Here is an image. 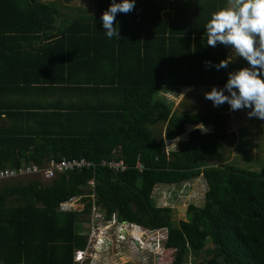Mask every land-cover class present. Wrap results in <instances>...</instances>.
<instances>
[{
	"label": "trees",
	"instance_id": "16d2710c",
	"mask_svg": "<svg viewBox=\"0 0 264 264\" xmlns=\"http://www.w3.org/2000/svg\"><path fill=\"white\" fill-rule=\"evenodd\" d=\"M59 1L74 0H0V170L50 159L97 166L46 186L0 181V264H79L75 255L88 246L81 214L61 211L75 198L85 215L97 206L109 222L164 229L173 264L189 247L203 250L207 239L211 247L198 264H264V172L203 165L226 139L223 112L176 114L159 96L171 88H224L228 70L216 65L231 48L208 46L204 25L227 0H135L133 11L116 15L119 37L112 38L101 19L112 0H91L94 14L64 21ZM55 95L62 98L35 101ZM157 122L166 125L163 139L150 128ZM198 125L212 131L194 129L166 152L164 140ZM102 161L127 169L115 172ZM200 176L206 191L201 205L187 208V220L174 223L170 208L155 206V187Z\"/></svg>",
	"mask_w": 264,
	"mask_h": 264
},
{
	"label": "rangeland",
	"instance_id": "374dc122",
	"mask_svg": "<svg viewBox=\"0 0 264 264\" xmlns=\"http://www.w3.org/2000/svg\"><path fill=\"white\" fill-rule=\"evenodd\" d=\"M60 10L62 15L94 14L96 6L91 0H74L69 4L63 3ZM229 57L231 58L227 67L228 78L229 73L249 67L245 59L233 54V50ZM261 78H264V74ZM211 90L210 87L182 88L175 92L161 93V96L170 103V111L176 114L190 113L203 116L212 112H223L221 114L227 123L226 139L220 145L216 157L205 159L203 165L230 164L240 169L264 172V120L248 118L247 113L250 109L247 108L232 111L228 103L218 107L214 106L212 101L205 98V93ZM225 95H230V93L225 92ZM150 128L157 138H165V124L157 122ZM198 128L203 133L212 130L211 127L198 126ZM192 129V126H187L186 131L178 137V141L164 140L165 148L168 147L166 150H176L179 142H186L188 140L187 133ZM30 180H37L44 186L50 183L42 175L12 179L7 182L24 184ZM3 183L0 182V186ZM89 191L87 189V193ZM205 191L206 184L200 176L174 186H157L152 197L156 207L171 209V221L177 223L187 220V208L190 205H201ZM84 208L85 204L82 202V198H75L71 202L63 204L61 208L62 212L74 211L81 214L78 228L79 232L87 237L88 246L85 251L76 253L75 260L79 264H173L172 252L166 250L162 244L166 237L164 229L147 230L138 225L120 222L117 218L109 222L99 207L95 206L94 208L93 206L90 213L86 215L83 214ZM210 247L209 239L201 251L189 247L180 264H198L200 259H205V250H209Z\"/></svg>",
	"mask_w": 264,
	"mask_h": 264
},
{
	"label": "clouds",
	"instance_id": "9594fccd",
	"mask_svg": "<svg viewBox=\"0 0 264 264\" xmlns=\"http://www.w3.org/2000/svg\"><path fill=\"white\" fill-rule=\"evenodd\" d=\"M134 8L135 0L121 3L112 0L101 17L108 38L119 37V30L114 27L116 15L127 14ZM204 27L208 46L216 47L219 43L230 47L235 56L249 64L229 73L224 88L213 87L205 93V98L217 107L228 103L232 111L250 109L248 118L264 120V78H261L264 74V0H227L226 6L214 12ZM230 58L221 60L217 69L227 68Z\"/></svg>",
	"mask_w": 264,
	"mask_h": 264
},
{
	"label": "built area",
	"instance_id": "2783aa9c",
	"mask_svg": "<svg viewBox=\"0 0 264 264\" xmlns=\"http://www.w3.org/2000/svg\"><path fill=\"white\" fill-rule=\"evenodd\" d=\"M101 166H108L113 169L115 172L125 171L127 166L122 161H102L99 163ZM97 164L93 162H88L85 159L79 160H66L63 159L60 162L51 161V159L42 167L35 165L25 166L22 165L19 169H4L0 170V181L18 179L23 177H31L34 175H42L46 181H51L58 175L75 172V171H84L90 170L91 168L96 167ZM90 187L95 186L94 180L89 184ZM94 197V196H93ZM95 208V206H94Z\"/></svg>",
	"mask_w": 264,
	"mask_h": 264
},
{
	"label": "crops",
	"instance_id": "0c3cea01",
	"mask_svg": "<svg viewBox=\"0 0 264 264\" xmlns=\"http://www.w3.org/2000/svg\"><path fill=\"white\" fill-rule=\"evenodd\" d=\"M50 1H55V0H50ZM63 3H65V2H59V8H61V6H62V4ZM72 3V2H71ZM66 4H68V3H66ZM69 15L68 14H64V15H62L61 14V19L59 18V21H61V20H66V18L68 19V18H70V17H68ZM71 16H74V15H71ZM59 21H58V23H59ZM232 51V49L230 50V52ZM230 52H229V54H230ZM228 57H229V55H228ZM227 59H229V58H227ZM183 88V87H182ZM182 88H180V89H182ZM188 88H205V87H188ZM209 88V87H208ZM210 88H213V87H210ZM180 89H178V88H171V89H167V90H165V91H163V92H161V93H164V92H167V93H169V91H172V92H175V91H178V90H180ZM161 93L159 94V96L161 97V98H163L162 96H161ZM60 98H62V97H60V96H54V97H52V96H41V97H36V99H35V101H42V102H44V101H51V100H53L54 101V99L56 100V99H60ZM164 99V98H163ZM30 101L31 100V98L30 97H28L27 99H26V101ZM63 100L64 101H66L67 103V105L70 103V100L68 101L65 97L63 98ZM165 100V99H164ZM72 101V103L73 104H76L77 102H79V99H77V98H75V99H72L71 100ZM166 101V100H165ZM167 102V101H166ZM168 103V102H167ZM169 105H170V103H168ZM170 109H171V105H170ZM199 127H207V128H209L210 126H204V125H198ZM198 126H192L193 127V129L192 130H194V129H199V131L201 132V130H200V128H198ZM195 127V128H194ZM192 130H190V131H192ZM185 131H186V129H185ZM184 131V132H185ZM189 131V132H190ZM212 131V130H211ZM211 131H209V132H211ZM189 132L187 133V136H188V134H189ZM202 134H203V132H201ZM205 133H208V132H205ZM181 136V135H180ZM175 141H178V137L177 138H175V139H173V140H170V142H175ZM188 141V140H187ZM186 141V142H187ZM180 143V142H179ZM178 147V146H177ZM167 149H168V147H166ZM166 148H165V150H166ZM177 149V148H176ZM170 151H174V149H171ZM166 152H169V151H167L166 150Z\"/></svg>",
	"mask_w": 264,
	"mask_h": 264
}]
</instances>
